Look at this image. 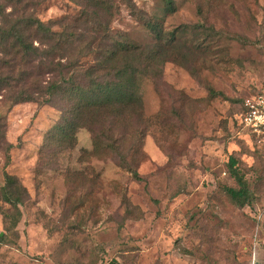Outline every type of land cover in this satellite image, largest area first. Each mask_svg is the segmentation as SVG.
<instances>
[{"label":"rangeland","instance_id":"obj_1","mask_svg":"<svg viewBox=\"0 0 264 264\" xmlns=\"http://www.w3.org/2000/svg\"><path fill=\"white\" fill-rule=\"evenodd\" d=\"M111 2L97 17L104 35L155 43L141 21L161 14L160 0ZM175 8L163 26L185 31L140 80V114L124 108L61 142L52 127L65 103H42L45 86L79 48L48 55L32 28L39 53L28 60L11 38L0 45V192L6 174L21 192L16 206L0 193V264H264V145L238 123L244 98L264 93V0ZM94 11L84 0H0V35L32 15L51 31L81 32L80 47L95 44ZM95 134L116 140L125 161L103 143L94 149ZM235 173L252 203L225 191L240 187Z\"/></svg>","mask_w":264,"mask_h":264},{"label":"trees","instance_id":"obj_2","mask_svg":"<svg viewBox=\"0 0 264 264\" xmlns=\"http://www.w3.org/2000/svg\"><path fill=\"white\" fill-rule=\"evenodd\" d=\"M21 1L19 0V2ZM84 1L87 2L90 8L92 7L95 10L96 20L94 26L91 27L94 29V33L101 34L99 41L95 44H93L94 41H91L80 47V37L83 36L81 32L51 31L49 26L32 15L28 19L18 22L20 28L17 24L13 28L2 30V35H0V45L3 46L7 38H11L12 48L21 51L26 56V60L39 53V48L29 41L30 36L27 32L30 31V28H32L33 33L38 35L40 41L45 42L48 55L63 50L69 56V50L79 48L77 55L80 58L79 61L74 59L71 64L63 66L67 71L63 75L61 74L60 79L47 82V86H45V92L49 94V97L44 99L42 103L57 104L58 99L56 98H59L61 103H65L64 107H58L61 113L60 121L52 127L54 134L58 137V142L65 138L68 139L67 137L72 136L69 131L74 134L73 132L81 126H90V129H93L91 126L97 124L103 126L111 116L123 113L124 108H127L128 111H134L135 114H140L142 108V97L138 92L140 80L146 74L156 73L154 66L160 57L174 56V49L181 42L179 39L181 38L180 34L184 33L186 27L183 26L184 29L181 31H167L164 28L165 17L176 9L175 0H160L161 14H154L152 17L141 21L155 41L151 46H143L129 40L126 34L123 33L106 32L105 35L104 32L102 33V23L97 17L104 20L106 13H110L113 4L110 3L111 0ZM204 29H206L205 26H203ZM45 49L42 50L44 53ZM91 54L93 55L91 60L82 61V58ZM44 56H46V53ZM7 79L8 77L0 78V84ZM124 115L122 114V116ZM101 116H103V120L98 119ZM109 121H111V118ZM100 129L98 127V131ZM103 132H107V129H101L100 133L103 134ZM96 138H98V141ZM108 140L112 144L103 143L100 136L95 134L94 149L99 143L100 145L103 143V150L110 149V151L116 153L114 158L120 159L121 162H123L122 160L125 161L124 154L119 152L120 147L115 146L116 140ZM8 146H11V144ZM234 160L233 157L228 160L231 168L235 165ZM128 170L133 176L139 178L134 168L128 167ZM234 176L240 187L238 189L227 187L225 191L238 205L252 203V193L244 184L242 176L238 173H235ZM14 184V175L6 174L5 184L2 186L0 193L6 202L16 206L21 202L19 196L21 192L12 188ZM108 264L119 263L116 260H111Z\"/></svg>","mask_w":264,"mask_h":264},{"label":"built area","instance_id":"obj_3","mask_svg":"<svg viewBox=\"0 0 264 264\" xmlns=\"http://www.w3.org/2000/svg\"><path fill=\"white\" fill-rule=\"evenodd\" d=\"M238 123L264 145V93H254L244 98L238 112Z\"/></svg>","mask_w":264,"mask_h":264}]
</instances>
